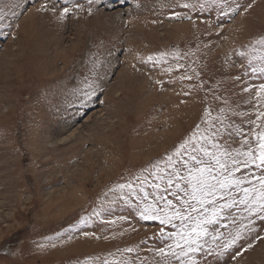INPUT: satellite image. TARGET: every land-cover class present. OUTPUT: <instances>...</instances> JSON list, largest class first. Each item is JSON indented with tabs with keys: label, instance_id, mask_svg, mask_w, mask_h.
<instances>
[{
	"label": "rangeland",
	"instance_id": "rangeland-1",
	"mask_svg": "<svg viewBox=\"0 0 264 264\" xmlns=\"http://www.w3.org/2000/svg\"><path fill=\"white\" fill-rule=\"evenodd\" d=\"M0 16V264H264V212L241 203L259 163L191 201L193 218L234 201L204 251L175 246L192 221L141 216L190 211L167 181L193 133L256 152L264 0H0Z\"/></svg>",
	"mask_w": 264,
	"mask_h": 264
},
{
	"label": "snow or ice",
	"instance_id": "snow-or-ice-1",
	"mask_svg": "<svg viewBox=\"0 0 264 264\" xmlns=\"http://www.w3.org/2000/svg\"><path fill=\"white\" fill-rule=\"evenodd\" d=\"M40 10H47V6H42ZM53 11H55V9H53ZM68 12L69 8L65 7L63 9V14L66 15ZM0 19H2V16H0ZM259 43L264 44V38H262ZM148 59H152V57H149ZM253 71H256V69H253ZM260 71H264V68L260 69ZM262 94H264V84L259 85V90L257 91V97L261 100H264V95ZM84 95L87 96L88 93H84ZM260 117H264V112H259L257 119ZM221 123L223 127V121H221ZM237 131L239 135H243L242 132L239 130ZM216 135L217 133L213 132V136ZM253 135L256 136L258 145L255 153L251 148H249L248 151L244 153H240L239 150H236L237 155H243L246 157V159L243 161L237 159V156L233 155V153L229 151L228 146L225 144L213 143L211 149H209L208 147L204 146V143H201L208 142L209 137L204 135L198 137L196 133H193L192 136L188 140H185L176 150L175 155L185 167L186 175H182L180 171H177L176 168L173 167V171L169 176L167 183L169 186L174 184L177 189H181V191L185 192L187 197H190V199L184 200V204L187 205L190 211L185 216V214L181 212L180 209H175L172 213V216L166 215L164 218H161L160 216L150 215V212L157 211V209H155L154 205H148L145 208V211L141 212V216L145 219H160L162 224L170 223L171 219L174 217H179L181 220L187 219L192 221L185 231L177 234L178 240L176 241L175 246L181 249V253L183 255L205 250L204 244H206L207 241H204V244H202L201 241L204 237L210 235L207 226L216 223L219 218V214L225 208L232 207V204L234 203L233 201L231 203H225L221 205L219 208L214 209L211 216L209 217L193 218L191 212L197 211V209L193 206L191 201H196L199 204H203L205 197L214 194L217 185H219L220 188H224L234 184L239 188V185L242 183L240 179H229L228 177H225L224 181H221L217 178V174L223 175L224 172H229V176H231L232 171H239V166L241 163L245 168L248 167L249 164L255 165L257 163H259L261 167H264V131L254 133ZM193 141L196 143H192ZM244 142L245 144L249 143L247 138H245ZM186 145L191 148V151H189V147H186ZM181 150H183V153ZM193 153L202 154V157H207V159L202 157L198 158V155ZM184 155H187L189 158L183 159ZM172 160L173 157L169 156L168 161L170 167L173 166ZM229 162H231L232 165L231 170L229 169ZM259 182L260 190H257L255 187L251 189H242L245 199L241 201V203L250 202V205L253 206L252 210L256 211L257 213L264 212V177H261ZM182 184H185L184 188H181ZM120 187H131V185H121ZM156 187L159 188V185H156ZM171 206L172 201H167L166 208H171ZM240 235V232H237L231 241L225 244L223 247L230 248L232 245H235L240 239ZM215 239L216 237H213V240ZM256 239L259 240L262 239V237L257 236ZM181 240L184 242V245L187 246V252L184 251V247L180 243ZM247 247L251 248L253 247V244L249 243ZM246 250L247 249H245V251ZM127 251L131 252L132 249H128ZM159 251L162 256L165 255L164 249H160ZM188 264H197V262L190 258Z\"/></svg>",
	"mask_w": 264,
	"mask_h": 264
}]
</instances>
